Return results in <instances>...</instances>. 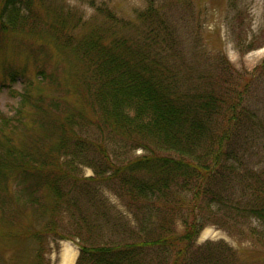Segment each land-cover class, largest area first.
Segmentation results:
<instances>
[{
  "label": "trees",
  "instance_id": "16d2710c",
  "mask_svg": "<svg viewBox=\"0 0 264 264\" xmlns=\"http://www.w3.org/2000/svg\"><path fill=\"white\" fill-rule=\"evenodd\" d=\"M55 1L0 0L3 82L25 83L14 114L0 113V246L35 243L31 264H52L51 237L79 247L76 264H264L197 243L210 225L250 221L264 243V169L249 161L264 136L252 103L264 59L252 72L206 60L186 77L162 0H147L136 24L99 8L103 23L87 31ZM44 48L57 68L28 81L17 57ZM117 140L143 155L122 159Z\"/></svg>",
  "mask_w": 264,
  "mask_h": 264
},
{
  "label": "rangeland",
  "instance_id": "374dc122",
  "mask_svg": "<svg viewBox=\"0 0 264 264\" xmlns=\"http://www.w3.org/2000/svg\"><path fill=\"white\" fill-rule=\"evenodd\" d=\"M162 2L167 5V13L172 17L171 21L178 30L179 45L172 53L171 60L178 66L180 75L196 77L202 69L199 65L203 63L207 65L206 60L213 63L218 58L229 61L236 70L252 72L264 59V0H162ZM55 3L63 6L66 11L81 16L86 22L85 31L103 23L105 17L99 13V8L108 9L119 18L136 24L137 13L148 6L147 0H58ZM130 32L134 34L133 30L129 29ZM58 61L55 56H50L48 49L45 48L37 53L35 59L29 60V63L26 57H17V65L20 68L26 67V79L34 83L42 79L40 69L47 66L49 71H52L57 68ZM2 66L0 63V113L12 116L25 83L22 77L12 81L7 76L4 84ZM252 103L264 118V84L253 96ZM117 141L112 150L122 159L129 160L143 155L142 150H133L123 141ZM249 161L251 166L264 169V136L259 139ZM93 174L92 169L81 168L80 175L88 177ZM103 190L109 203L127 215V209L122 202L106 188ZM233 191L236 195L241 193L239 186ZM261 230L262 227L257 221L244 222L241 226L227 229L219 225H210L202 231L197 243L203 245L210 241H223L234 248L243 260L264 262V243L256 239L257 236H262ZM252 234H255V238ZM49 242L47 258L52 264L77 263L80 250L75 243L54 240L52 237ZM34 248L35 243L22 241H19L17 246L11 244L0 246V264H31Z\"/></svg>",
  "mask_w": 264,
  "mask_h": 264
}]
</instances>
